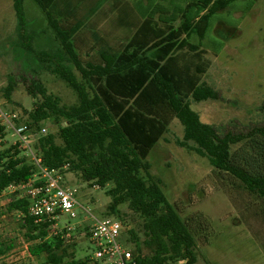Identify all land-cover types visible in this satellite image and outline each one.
Here are the masks:
<instances>
[{
	"label": "trees",
	"instance_id": "obj_1",
	"mask_svg": "<svg viewBox=\"0 0 264 264\" xmlns=\"http://www.w3.org/2000/svg\"><path fill=\"white\" fill-rule=\"evenodd\" d=\"M35 1L62 48L60 52L40 51L38 59L76 93L77 103L62 105L39 81H33L27 91L37 98L35 107L26 121L13 119L15 127L27 126L25 134L42 167L62 174L79 173L100 188L113 184L107 191L112 198L107 217L123 221L119 207L127 204L143 219L139 229L127 232L140 264H196V235L168 201L147 162L174 119L184 127L183 140L178 142L182 147L206 157L214 169L232 175L249 193L264 199V173L238 164L233 153V147L246 139L264 138V127L248 136L223 134L201 122L191 108L190 99L220 98L218 91L202 81L209 68L207 51L192 42L194 35L202 41L205 38L216 8H209L214 0H193L174 12L168 3H157L147 16L140 14L135 3L101 0V4H110L114 21L130 29L121 44L107 42L97 30H89L84 37L85 25L103 4L87 6L83 15L71 0L70 7L76 12L65 23L55 14L63 0ZM230 1L219 3L225 7ZM24 2L14 0L21 27L27 26ZM12 92V85L4 90L7 100ZM46 120L59 126L56 134H40ZM4 131L0 126L1 138ZM20 145L0 152V194L10 186L27 183L38 171L19 150ZM30 203L26 195L15 194L8 206L9 212L23 215L30 255L45 256L42 264H88V258L77 260L69 253L60 236H50L53 223L35 221L29 213Z\"/></svg>",
	"mask_w": 264,
	"mask_h": 264
},
{
	"label": "rangeland",
	"instance_id": "obj_2",
	"mask_svg": "<svg viewBox=\"0 0 264 264\" xmlns=\"http://www.w3.org/2000/svg\"><path fill=\"white\" fill-rule=\"evenodd\" d=\"M190 1L193 0H124V3H135L140 14L147 16L157 3H168L174 12ZM216 1L209 6L216 8L209 17L211 23L205 38L202 41L194 35L192 42L207 51L209 68L202 81L218 91L220 98L202 102L190 99V104L201 122L215 126L223 134L248 136L264 127V0H232L225 7H221L220 0ZM73 4L77 13L85 15L87 6H99L101 0H73ZM24 8L27 26L21 27L14 0H0V108L22 122L28 119L37 101L27 91L33 81H39L62 105L77 103L76 93L48 72L38 59L40 51L62 50L48 26L47 16L35 0H25ZM9 85L13 86V92L7 100L4 90ZM12 123L15 125L14 120ZM2 127L5 137L0 134V152L20 140L9 127ZM41 127L46 129L40 133L44 136L56 134L59 129L51 120ZM183 137L184 127L174 119L147 162L151 175L161 181L168 201L196 235V264H264V199L249 193L232 175L214 169L206 157L190 147H182L178 142ZM21 146L19 150L35 165ZM233 153L238 164L264 173L263 137L246 139L233 147ZM62 175L65 186L76 191L78 204L75 218L66 214L59 217L60 228H72L69 236L64 234V239L60 238L69 253L83 260L91 256L93 249L88 228L108 216L112 198L107 191L113 184L97 188L79 173L67 171ZM15 194L23 197V192L12 189L0 194V264H42L45 256L33 257L28 252L23 215L8 210ZM119 210L127 230L141 227L143 219L127 204Z\"/></svg>",
	"mask_w": 264,
	"mask_h": 264
},
{
	"label": "built area",
	"instance_id": "obj_3",
	"mask_svg": "<svg viewBox=\"0 0 264 264\" xmlns=\"http://www.w3.org/2000/svg\"><path fill=\"white\" fill-rule=\"evenodd\" d=\"M16 117V115H8L0 108V126L9 127L19 136L21 147L32 157L38 171L27 183L10 186L8 189L23 192V197L25 192L31 202L30 215L37 223H53L52 234L64 239L63 235L69 236L72 228H60L58 221L62 214L71 218L76 217L75 208L78 204L76 191L65 186L63 175L59 171L41 166V160L34 154L25 134L27 126L17 128L12 123ZM42 132L45 133L46 129L42 128ZM127 232L125 223L116 217L96 220L87 232L93 247L92 254L88 257V264H140Z\"/></svg>",
	"mask_w": 264,
	"mask_h": 264
},
{
	"label": "crops",
	"instance_id": "obj_4",
	"mask_svg": "<svg viewBox=\"0 0 264 264\" xmlns=\"http://www.w3.org/2000/svg\"><path fill=\"white\" fill-rule=\"evenodd\" d=\"M70 3H71V0H63V2L61 3V6L59 4V7L55 9V12H56L55 14L58 17L59 21H65V23L66 22L68 23L74 19L72 17V15H73V13L75 14L76 11H75V8L70 7ZM100 11L101 12H99L97 15L93 16L91 18L90 22H88L85 25L86 27L84 29V35H85L84 37H86L85 33L88 32L89 30H91L93 32H95L97 30L102 35H104L107 42H110L113 44H121V43L125 42L126 31H128V33H129V30H130V29H128V25H125L124 23H120L119 21H114L113 15L110 11V4H108V3H106ZM44 14H45V12H44ZM75 19H77V18H75ZM77 20H79V19H77ZM48 26H49V22H48ZM49 28H50V26H49ZM133 31H135V29H133ZM53 33H54V31H53ZM54 37H55V41L57 43H59L57 38H56L55 33H54Z\"/></svg>",
	"mask_w": 264,
	"mask_h": 264
}]
</instances>
